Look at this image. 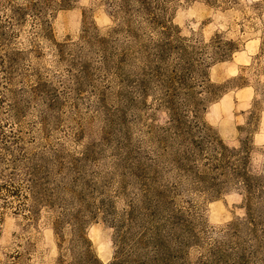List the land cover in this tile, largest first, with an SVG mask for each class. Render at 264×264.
Wrapping results in <instances>:
<instances>
[{"label": "rangeland", "instance_id": "1", "mask_svg": "<svg viewBox=\"0 0 264 264\" xmlns=\"http://www.w3.org/2000/svg\"><path fill=\"white\" fill-rule=\"evenodd\" d=\"M254 1L113 13L78 0L51 18V37L14 33V76H0V263L18 250L21 264H57L52 224L65 212V239L74 218L88 222L105 264H264V71L253 67L264 8ZM216 32L241 48L208 67L226 89L195 125L189 87L200 93L203 80L187 67ZM217 136L234 147L250 137L261 182L243 187L237 164L208 163Z\"/></svg>", "mask_w": 264, "mask_h": 264}, {"label": "trees", "instance_id": "2", "mask_svg": "<svg viewBox=\"0 0 264 264\" xmlns=\"http://www.w3.org/2000/svg\"><path fill=\"white\" fill-rule=\"evenodd\" d=\"M78 0H4L5 9L1 8L0 1V76L1 78L11 79L14 76V51H7V46L14 36V33H20L21 30L28 26V30L35 37L49 38L52 35L51 18L61 9L73 7ZM108 3L111 12L117 10L144 11L150 13L162 7L160 0H103ZM133 3L138 4V8L133 7ZM209 5H223V8H235L239 5L240 0H203ZM253 7L264 8V0H256L252 3ZM152 12V13H153ZM155 14V13H154ZM153 14V15H154ZM35 40V39H33ZM241 41L235 38H225L222 32H216L210 40L205 43L197 53L198 48L193 47L192 53L196 55L194 60H191L187 67V71L192 73L197 70L201 75L203 89L200 93L193 91L189 87V93L193 96V116L195 125H199V117L206 109V103L212 101L222 95L226 89L227 83H214L208 77V67L216 62L230 59L233 54L240 50ZM197 49V50H196ZM262 53H264V41H262ZM258 54V60L254 64V69L264 71V57ZM242 84L249 83V79L243 75H239ZM251 136V135H250ZM241 144L238 147L230 146L229 142L224 141L220 137L214 139L210 143L215 154L211 153L208 163L214 162L218 169L224 170L227 165L237 164V174L239 182L243 187L252 188V181L256 179L261 182L263 176L251 174L250 169V152L253 148L250 137L241 139ZM214 154V155H213ZM220 174V173H219ZM6 174L1 169L0 176ZM0 190L8 191V186L5 180L0 183ZM39 203L33 200L28 207V216L35 219L38 214ZM67 213L63 212L57 216L52 224V228L56 235L58 246L57 264H105L98 256L93 242L87 234V223L80 218H74L72 231L74 237L66 240L63 232V224ZM24 257L20 251H14V261L11 263L3 262L0 264H21ZM115 264V263H111Z\"/></svg>", "mask_w": 264, "mask_h": 264}, {"label": "bare ground", "instance_id": "3", "mask_svg": "<svg viewBox=\"0 0 264 264\" xmlns=\"http://www.w3.org/2000/svg\"><path fill=\"white\" fill-rule=\"evenodd\" d=\"M239 53H240V51H239Z\"/></svg>", "mask_w": 264, "mask_h": 264}]
</instances>
